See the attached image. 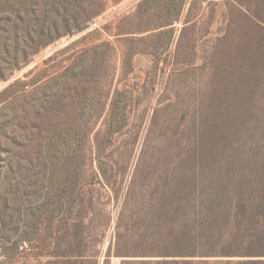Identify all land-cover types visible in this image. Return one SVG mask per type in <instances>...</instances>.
<instances>
[{
    "label": "rangeland",
    "instance_id": "374dc122",
    "mask_svg": "<svg viewBox=\"0 0 264 264\" xmlns=\"http://www.w3.org/2000/svg\"><path fill=\"white\" fill-rule=\"evenodd\" d=\"M102 2L105 11L84 31L49 45L12 77L50 57L58 69L97 48L92 98L81 110L87 126L77 137L81 181L95 203L76 264L165 251L173 233L171 220L160 218L163 189L195 176L194 164L205 165L203 179L250 174L264 183V29L255 25L264 27V0H187L162 28L175 16L165 0ZM33 244L29 254L13 252L16 264H66L65 248L39 257L43 243Z\"/></svg>",
    "mask_w": 264,
    "mask_h": 264
},
{
    "label": "trees",
    "instance_id": "16d2710c",
    "mask_svg": "<svg viewBox=\"0 0 264 264\" xmlns=\"http://www.w3.org/2000/svg\"><path fill=\"white\" fill-rule=\"evenodd\" d=\"M165 1L175 16L157 28L174 24L187 0ZM104 11L102 0H0V82L6 83L0 89V264H16L15 254H29L34 241L43 243L39 257H58L65 248L59 256L66 264H76L73 257L83 252L95 197L81 181L77 137L87 126L81 110L92 98L97 48L74 53L58 69L50 57L12 77ZM204 166L194 164L195 176L163 189L160 218L171 220L173 233L165 251L119 252L121 264H264V183L250 174L203 179L198 174ZM258 188L263 194L250 197ZM12 241L15 247L4 251ZM135 256L152 258H127Z\"/></svg>",
    "mask_w": 264,
    "mask_h": 264
}]
</instances>
